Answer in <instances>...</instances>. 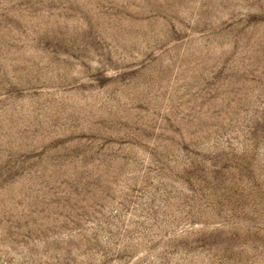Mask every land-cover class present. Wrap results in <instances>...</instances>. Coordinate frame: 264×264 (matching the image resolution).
<instances>
[{"label":"rangeland","instance_id":"obj_1","mask_svg":"<svg viewBox=\"0 0 264 264\" xmlns=\"http://www.w3.org/2000/svg\"><path fill=\"white\" fill-rule=\"evenodd\" d=\"M0 264H264V0H0Z\"/></svg>","mask_w":264,"mask_h":264}]
</instances>
